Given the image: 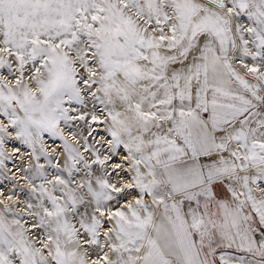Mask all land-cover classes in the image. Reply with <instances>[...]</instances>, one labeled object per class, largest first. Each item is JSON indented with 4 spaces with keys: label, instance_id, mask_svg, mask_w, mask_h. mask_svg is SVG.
Instances as JSON below:
<instances>
[{
    "label": "snow or ice",
    "instance_id": "obj_1",
    "mask_svg": "<svg viewBox=\"0 0 264 264\" xmlns=\"http://www.w3.org/2000/svg\"><path fill=\"white\" fill-rule=\"evenodd\" d=\"M0 264H264V0H0Z\"/></svg>",
    "mask_w": 264,
    "mask_h": 264
},
{
    "label": "rangeland",
    "instance_id": "obj_2",
    "mask_svg": "<svg viewBox=\"0 0 264 264\" xmlns=\"http://www.w3.org/2000/svg\"><path fill=\"white\" fill-rule=\"evenodd\" d=\"M9 167H11V165H9Z\"/></svg>",
    "mask_w": 264,
    "mask_h": 264
}]
</instances>
